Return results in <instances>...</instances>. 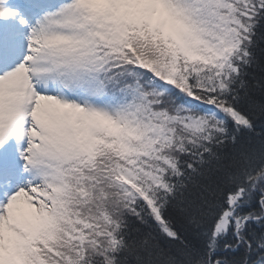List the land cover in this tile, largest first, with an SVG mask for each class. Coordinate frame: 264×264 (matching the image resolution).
Here are the masks:
<instances>
[{"label":"snow or ice","instance_id":"obj_1","mask_svg":"<svg viewBox=\"0 0 264 264\" xmlns=\"http://www.w3.org/2000/svg\"><path fill=\"white\" fill-rule=\"evenodd\" d=\"M0 264H264V0H0Z\"/></svg>","mask_w":264,"mask_h":264}]
</instances>
